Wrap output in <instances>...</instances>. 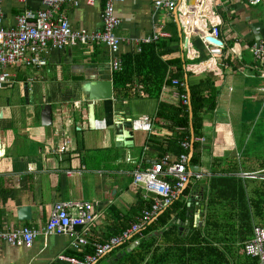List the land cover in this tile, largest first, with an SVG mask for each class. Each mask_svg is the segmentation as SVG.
<instances>
[{"label":"crops","instance_id":"crops-1","mask_svg":"<svg viewBox=\"0 0 264 264\" xmlns=\"http://www.w3.org/2000/svg\"><path fill=\"white\" fill-rule=\"evenodd\" d=\"M45 1L0 0L4 27H16L17 17L25 10L51 9ZM77 1L78 5H61L53 11L55 16H66L73 30L102 31L105 0H98L94 6L87 0ZM115 10L121 20L117 57L122 68L126 55L139 54L143 46L151 45L143 43L144 39L163 31L170 34L164 40L171 44L162 49V59L182 61L189 102L190 85L209 81L218 93L215 111L205 114V136L199 139L203 165H191L193 173L202 179L188 185L191 193L186 201L193 208L190 221L180 226V233L187 236L192 223L195 228H205L206 210L199 204L213 172L226 168L239 155L244 168L257 172L242 171L238 176L257 180L264 173V161L246 160L238 150L239 145L242 154H249L251 147L264 149V64L256 62L252 52L255 44L264 45V3L179 0L176 9L165 10L156 8L155 0H120ZM214 28L219 29L221 45L207 41L213 38ZM44 56L46 66H11V78L0 83V232L43 228L56 203L82 201L93 205L94 221L79 233L90 243H104L136 224L152 207L153 196L134 184L137 168H151L165 159L174 164L183 155L191 161L194 155V138L191 144L186 141L187 148L185 142L182 144L190 154H164L173 132L158 113L162 103L181 104L179 89L175 83L165 86L156 99L146 95L137 83L127 97L115 96L113 87L112 100L90 101L89 81L111 80L114 86V73L122 70H113L114 56L107 47L51 46ZM171 68L176 72V66ZM188 104L192 121V105ZM145 118L151 122L150 131L135 127L134 122ZM139 192L144 200H151L141 212L136 208ZM24 206L32 208L29 221L19 218L18 209ZM257 227L264 229L258 221L253 229ZM72 242L66 236L51 235L39 237L32 247L3 243L0 264H64L58 256L82 254L73 250ZM138 245L126 252L117 248L97 264L119 260ZM232 255L236 257L233 264H242L243 246Z\"/></svg>","mask_w":264,"mask_h":264},{"label":"trees","instance_id":"trees-1","mask_svg":"<svg viewBox=\"0 0 264 264\" xmlns=\"http://www.w3.org/2000/svg\"><path fill=\"white\" fill-rule=\"evenodd\" d=\"M170 44V41L161 40L143 46L142 52L137 55H126L123 58L122 70L114 73L115 96L127 97L131 87L138 83L142 85L146 95L159 99L164 87L175 85L174 81L177 80L179 83L176 86L181 96V104L176 107L162 103L158 113V118L166 122V127L173 132V136L166 144L168 150L164 154L171 152L177 157L190 154V149L186 150L182 144L186 141L191 144L194 138V155L189 162V169L193 172L192 166L203 165L199 139L205 136V114L215 111L218 93L209 81L190 85L191 102L189 103L193 110L191 121L189 104H184L182 100V96L188 95L187 73L182 67V61L180 58L172 61L162 59V49L169 47ZM255 60L260 63L256 58ZM174 66L177 67L176 72L170 69ZM192 125L194 135L191 134ZM220 170L222 174L217 173ZM220 170L213 172V175L207 179L204 199L199 204L204 205L206 210L207 219L204 229L195 228L192 223V230L187 236L180 233L181 224L190 221L189 213L193 208V204L189 206L186 201L191 193V187L187 185L179 198L144 230V237L140 239L139 245L121 259L109 263L233 264L232 261L236 257L232 252L238 251L242 246L244 249V243L253 237V224L258 221L264 227V173L257 180L238 176L242 171L250 173L257 171L244 168L237 157L232 164ZM169 180L172 183L176 182L172 178ZM192 180L196 181L195 178ZM147 200H144L142 193L139 192L137 212L149 207L151 200ZM92 245L93 242L85 249L87 254H84V251L81 255L74 253L73 256L84 258L86 255L94 254L95 248ZM132 245L134 241H127L120 246L121 248L119 247V250L126 252ZM245 255L242 264H259L258 259Z\"/></svg>","mask_w":264,"mask_h":264},{"label":"built area","instance_id":"built-area-1","mask_svg":"<svg viewBox=\"0 0 264 264\" xmlns=\"http://www.w3.org/2000/svg\"><path fill=\"white\" fill-rule=\"evenodd\" d=\"M25 2L26 0H17ZM90 6H94L98 0H87ZM120 0H105V8L102 13L103 30L100 32H88L86 30H73L66 16H55L56 11L63 4L78 5L77 0H46L48 10H25L17 17V25L14 28L4 27V13L0 7V83L11 78L9 68L18 64L26 67L46 66L45 53L49 47L57 49L74 48L93 44L104 45L114 56L113 70H121L122 63L117 57L120 51V40L117 30L121 26V20L116 15L115 3ZM179 0H155L156 8L174 10ZM252 5L264 3V0H250ZM170 34L157 31L156 34L143 40V43L152 44L164 39H169ZM212 37L219 39V29L214 28ZM255 58L264 64V45L255 44L252 48ZM178 84V82H175ZM184 104L189 103L187 96H182ZM136 128L150 131L152 128L148 118L134 122ZM184 147H188L185 142ZM189 158L183 155L177 163H171L168 159L161 163H155L151 168H137L134 172V184L146 190L153 196L151 209L143 212L136 224L125 230L121 235L112 237L105 243H96L92 246L95 253L84 258L60 255L58 260L64 264H97L102 258L112 253L127 241L139 244L144 237V230L153 223L157 217L166 210L183 190L195 179H201L199 174H194L189 169ZM247 177L254 175L247 174ZM175 179L172 183L169 179ZM192 180V181H191ZM94 207L89 202L68 201L58 202L54 205L48 223L43 228L23 227L7 232H0V245L3 243L12 247H32L35 241L41 237L51 235H63L71 238L72 248L76 252L83 253L91 243L86 236L79 233L80 228L89 226L94 221ZM246 256L259 259L264 264V229L257 227L254 237L245 244Z\"/></svg>","mask_w":264,"mask_h":264},{"label":"water","instance_id":"water-1","mask_svg":"<svg viewBox=\"0 0 264 264\" xmlns=\"http://www.w3.org/2000/svg\"><path fill=\"white\" fill-rule=\"evenodd\" d=\"M207 41L214 43L216 45L222 44L221 41L211 37H208ZM86 86L89 91L90 101H107V100H112L114 98V88H113L114 86L111 80L110 81L91 80L89 81V83H87ZM48 109L49 110L51 109L49 105H48ZM18 214L21 221H29L32 219V208L30 206L21 207L18 209Z\"/></svg>","mask_w":264,"mask_h":264},{"label":"rangeland","instance_id":"rangeland-1","mask_svg":"<svg viewBox=\"0 0 264 264\" xmlns=\"http://www.w3.org/2000/svg\"><path fill=\"white\" fill-rule=\"evenodd\" d=\"M238 150L241 157L245 158L246 160L249 159L255 162L264 161V149H255V147H251V150H249V154H242L243 149L239 145ZM237 157H239V155Z\"/></svg>","mask_w":264,"mask_h":264}]
</instances>
